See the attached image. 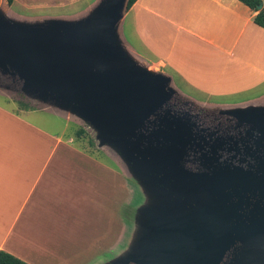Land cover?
<instances>
[{
    "label": "water",
    "instance_id": "1",
    "mask_svg": "<svg viewBox=\"0 0 264 264\" xmlns=\"http://www.w3.org/2000/svg\"><path fill=\"white\" fill-rule=\"evenodd\" d=\"M126 2L40 20L0 6V76L11 81L1 85L80 117L141 189L130 243L104 264H264V106L221 109L235 134L198 127L173 108L172 77L129 51Z\"/></svg>",
    "mask_w": 264,
    "mask_h": 264
},
{
    "label": "crops",
    "instance_id": "2",
    "mask_svg": "<svg viewBox=\"0 0 264 264\" xmlns=\"http://www.w3.org/2000/svg\"><path fill=\"white\" fill-rule=\"evenodd\" d=\"M97 1L87 0L74 14ZM255 13L240 0H135L121 29L135 53H153L152 63L171 64L205 86L216 65L222 71L264 65V28L254 23ZM198 65L202 73L195 75ZM25 111L46 112L61 125L42 126L24 118ZM72 120L43 103L18 110L0 103V250L30 264L62 261L66 247L82 234L88 239L102 221L103 161L87 157L67 131Z\"/></svg>",
    "mask_w": 264,
    "mask_h": 264
},
{
    "label": "rangeland",
    "instance_id": "3",
    "mask_svg": "<svg viewBox=\"0 0 264 264\" xmlns=\"http://www.w3.org/2000/svg\"><path fill=\"white\" fill-rule=\"evenodd\" d=\"M87 0H25V3L12 4L6 0H0V6L10 17L24 20H40L45 18H76L74 14ZM10 6V7H9ZM119 31L122 35L121 26ZM123 37V35H122ZM127 44V42L125 41ZM129 51L143 65L155 71H162L170 75L172 84L179 90V94L187 99L195 101V104L204 107L229 109L240 106H264V65H258V69L246 65H234L227 67L223 71L222 65H216L213 72L208 71L207 83L205 86L201 80L193 81L183 78L177 70L170 64L166 67L152 63L153 53L136 51L127 45ZM198 67H194L195 75ZM219 82L212 85V80L219 74ZM194 75V77H195ZM0 82V103L6 107L20 109L21 103L27 105L38 104L34 99L29 98L18 87L11 89L4 88ZM212 87L210 91L208 87ZM44 104V103H43ZM66 114L72 117V121L67 126V131L74 130V124L83 126L88 135L95 143L89 148L88 156L98 158L103 161L104 182L102 193L101 223L97 230H89L88 239L81 235L72 244L66 247L64 259L56 261L55 264H104L114 259L118 254L126 249L130 243L133 232L134 209L140 205L144 199L141 189L137 183H133L132 177L121 156L108 146H98L94 132L89 125L76 115ZM24 118L37 122L42 126L58 128L61 123L57 118L46 112L23 113ZM65 119V118H63ZM76 142H79L76 138ZM81 141V140H80ZM87 145V139H85ZM88 146V145H87ZM89 224V221H88ZM91 227H89L90 229Z\"/></svg>",
    "mask_w": 264,
    "mask_h": 264
},
{
    "label": "flooded vegetation",
    "instance_id": "4",
    "mask_svg": "<svg viewBox=\"0 0 264 264\" xmlns=\"http://www.w3.org/2000/svg\"><path fill=\"white\" fill-rule=\"evenodd\" d=\"M171 104L173 108L180 111H188L192 114V118L197 123L198 127L204 129L207 133H212L213 136L216 135H231L235 134L238 130L235 126L236 118L221 112V107H217L216 109L210 107H204L203 105H196L195 101L191 99H187L180 94L175 95ZM242 129V127H241ZM233 166H245V164H241L237 161H233L231 163ZM188 166L196 170V167L192 163H188ZM247 169V168H246Z\"/></svg>",
    "mask_w": 264,
    "mask_h": 264
},
{
    "label": "trees",
    "instance_id": "5",
    "mask_svg": "<svg viewBox=\"0 0 264 264\" xmlns=\"http://www.w3.org/2000/svg\"><path fill=\"white\" fill-rule=\"evenodd\" d=\"M244 4H246L251 10L255 11V15L253 17L254 23L259 25L260 27L264 28V5H262L261 8H258L259 4H262V0H240ZM13 0H6V3L8 5H11ZM135 2V0H127L125 11H127L131 5ZM0 82L3 83H11L9 79H6L5 77L0 76ZM15 87H18L17 84H15ZM21 106L23 108H27L29 105L26 103H21ZM74 130L71 131V134L75 141L76 138L79 139L78 143H80L82 146H84L85 150L88 152L89 148L94 147L95 143L92 140V138L88 135L86 129L83 126H80L78 124H74ZM85 139H87V145L85 146ZM81 140V141H80ZM0 264H30L23 259L15 256L12 253H9L4 250H0Z\"/></svg>",
    "mask_w": 264,
    "mask_h": 264
}]
</instances>
